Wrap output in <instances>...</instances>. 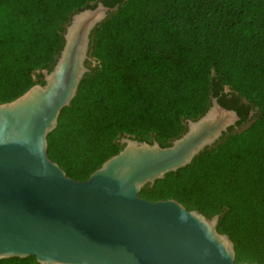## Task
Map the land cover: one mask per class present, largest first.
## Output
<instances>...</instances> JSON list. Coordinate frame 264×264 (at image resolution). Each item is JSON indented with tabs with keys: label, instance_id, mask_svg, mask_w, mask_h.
<instances>
[{
	"label": "trees",
	"instance_id": "16d2710c",
	"mask_svg": "<svg viewBox=\"0 0 264 264\" xmlns=\"http://www.w3.org/2000/svg\"><path fill=\"white\" fill-rule=\"evenodd\" d=\"M98 0H0V102L36 83L63 47L65 24ZM99 65L49 132L48 155L86 180L117 154L123 135L163 145L228 85L257 107L244 130L146 185L142 197L175 198L234 241L237 262L264 264V0H121L94 31ZM0 264H38L35 256Z\"/></svg>",
	"mask_w": 264,
	"mask_h": 264
},
{
	"label": "water",
	"instance_id": "95a60500",
	"mask_svg": "<svg viewBox=\"0 0 264 264\" xmlns=\"http://www.w3.org/2000/svg\"><path fill=\"white\" fill-rule=\"evenodd\" d=\"M119 6L98 1L73 13L54 64L41 70L43 82L0 102V259L35 256L38 264H257L236 261L234 241L218 229L221 214L207 217L175 198L140 195L144 186L191 163L231 127L239 130L237 111L216 97L200 117L185 120L186 130L169 145L124 136L122 149L86 180L70 177L49 157L47 136L90 72L87 62H96L90 57L94 30Z\"/></svg>",
	"mask_w": 264,
	"mask_h": 264
},
{
	"label": "flooded vegetation",
	"instance_id": "af4514ba",
	"mask_svg": "<svg viewBox=\"0 0 264 264\" xmlns=\"http://www.w3.org/2000/svg\"><path fill=\"white\" fill-rule=\"evenodd\" d=\"M106 5H116L120 3L121 0H102ZM228 85H224L222 87L219 86V84H216L214 87V97L218 99V102L223 105L224 107L234 109L237 111V113L240 116V120H238L237 125H243V123H246L250 120H255L257 116V107L251 104L248 101H245L242 99L237 93L229 87L227 90ZM233 128V127H231ZM124 136H129V135H123L119 138L120 144L123 146L121 143V139Z\"/></svg>",
	"mask_w": 264,
	"mask_h": 264
},
{
	"label": "rangeland",
	"instance_id": "374dc122",
	"mask_svg": "<svg viewBox=\"0 0 264 264\" xmlns=\"http://www.w3.org/2000/svg\"><path fill=\"white\" fill-rule=\"evenodd\" d=\"M98 1H102V0H98ZM97 1V2H98ZM97 2H93L92 3V6H95L96 5V3ZM103 2V1H102ZM104 3V2H103ZM105 4V3H104ZM106 5V4H105ZM108 6H110V5H108ZM114 13V12H113ZM113 13H110L109 15H108V17L106 18V20L109 18V17H111L112 16V14ZM96 30V29H95ZM94 30V31H95ZM93 36H94V33H93ZM93 36H92V41H93ZM91 46H92V44H91ZM90 57H92L93 59H95L96 60V62L95 63H93V62H91V61H88L87 63H88V66L90 67V69L92 70V69H94L95 67H97V65H99V60L97 59V57L96 56H94L93 55V53H92V48H91V53H90ZM33 77H34V80L36 81V83L37 82H43V73H42V71L39 69V70H36L34 73H33ZM237 93V95H239L242 99H244L245 101H248L247 100V98L242 94V95H240L238 92H236ZM249 102V101H248ZM185 126H186V123H185ZM244 128L245 127H243V125H240L239 126V130H235L234 128H230V130H229V132H227V133H225L222 137H221V139L218 141V142H216V144H214L211 148H215V147H217L220 143H222V142H224L225 141V139L229 136V135H231V134H233V133H237V132H240V131H242V130H244ZM186 130V127H185V129H184V131ZM153 140H156L154 137L153 138H150L149 140H147V141H150V142H152ZM173 140V139H172ZM172 140H170V143H171V141ZM158 141V140H157Z\"/></svg>",
	"mask_w": 264,
	"mask_h": 264
},
{
	"label": "bare ground",
	"instance_id": "6f19581e",
	"mask_svg": "<svg viewBox=\"0 0 264 264\" xmlns=\"http://www.w3.org/2000/svg\"><path fill=\"white\" fill-rule=\"evenodd\" d=\"M214 119L216 118V116L213 117Z\"/></svg>",
	"mask_w": 264,
	"mask_h": 264
}]
</instances>
